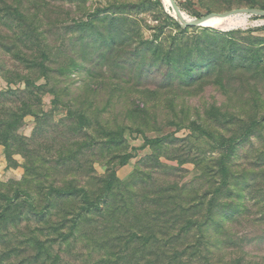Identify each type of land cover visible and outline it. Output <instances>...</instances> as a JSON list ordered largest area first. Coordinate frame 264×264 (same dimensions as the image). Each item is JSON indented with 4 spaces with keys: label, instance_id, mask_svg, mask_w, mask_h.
I'll return each mask as SVG.
<instances>
[{
    "label": "rangeland",
    "instance_id": "374dc122",
    "mask_svg": "<svg viewBox=\"0 0 264 264\" xmlns=\"http://www.w3.org/2000/svg\"><path fill=\"white\" fill-rule=\"evenodd\" d=\"M57 1L52 4L53 9L59 13L73 11L75 19L84 17L83 20H87V15L102 13L94 23L101 33H106L108 28L104 22H100L101 19L110 16L111 13L129 11V17L134 21L131 26L143 40L135 43L131 49L133 53L136 50L143 51L148 40L159 34L155 30L156 26L163 28L164 33L159 34L161 35L159 40H164L167 45L171 40H166V36L178 40L186 38L183 29H192L191 34H198L199 30L215 29L218 31L217 34L236 33L231 34L229 38L212 33L201 39L207 42L214 41L215 46L224 47L229 53L241 50L238 54L244 60L257 58L263 62L261 66L251 71L223 70V73L213 74L191 87L179 89L174 85L159 90L156 96H143L141 99L138 96L134 97L132 90L123 86L114 89L110 80L103 84L101 82L103 78L93 79L91 72H95L96 69L91 65V60L97 55L88 53L97 52V47L92 45L89 51L82 50L77 28L71 30L76 32L74 35L70 37L66 35L68 33L66 28L71 23H65V29L56 31L46 28V31L51 33V40L67 54L61 59L71 64L73 61L71 58H74L76 63L63 71H60L59 66L54 67L55 72L50 74L48 83V89L54 93L45 94L38 112L43 120L38 121L35 116H29L18 132L28 139L36 134L37 140L31 146L32 154L29 153L30 156H27V153L22 154L19 149L8 151L6 147L0 146V194L13 196L15 192L23 194L28 192L36 199L34 207L28 204L25 209L23 208L24 211L22 209L12 213L19 219L11 220L8 217L4 221L0 220V264H127L122 260L125 257L122 252L126 244L124 236L120 238L122 243L115 242L114 247L106 246V243L94 234L98 231L81 230L74 238H69L70 243L63 241L64 236H71L73 229L70 225L67 229L61 230L58 223L63 219L58 217L56 212L71 210L74 203L49 198L44 194L43 190L52 185L65 186L75 172L81 175L78 178L82 177L81 180L85 183L84 176L90 172V164L85 165L86 149L80 152L84 155L78 157L83 167L68 165L59 172H56L54 162L57 159L59 161L60 157L48 153L49 149L58 147L60 138L59 146L65 145L63 140L65 136L74 140L81 139L83 144L86 141V132L92 134L90 127L84 128L82 132L72 133L76 129L69 120L70 110L84 113L90 118L94 129L99 125L101 126L98 128L113 131L131 128L133 132L126 131L125 134L126 145L113 151L111 155L132 153L135 156L125 166L116 169L118 179L125 185L129 183L132 185L134 181H141L145 176H150L155 168L158 170L156 183H167L165 185L170 182L178 183L181 188L188 187L187 193L192 194L200 191L191 200L203 203L199 218L201 223L206 220V209L216 197V190L225 186L221 167L226 153L219 147L223 141L221 138L230 140L239 134L238 131L243 126L255 123L257 127L254 135L247 142L241 141L240 145L235 146V153L225 164L229 173L225 192L232 194H225L220 202L231 209L227 211L218 209L212 216L214 220L224 225L223 231L220 230L218 234V225L213 221L198 231L195 229L192 242L201 239L215 252L211 259L212 264H225V261L232 257L226 256L227 254L245 255L249 260L264 264V17L235 16L246 22L242 26L228 30L214 27H184L177 19L172 6L167 5L164 0H74V3L70 0ZM175 2L179 10L191 21L209 14H222L238 9L264 10V0H175ZM14 4L17 6V3ZM22 9L24 11L30 9L32 12L35 10L31 4ZM2 14L0 13V20ZM1 25L0 21V64L4 63L7 66V76L16 77L13 63L15 58L2 47L14 46L16 41L10 39L12 33ZM8 26L10 30L15 29L11 23H8ZM129 53L128 58L111 61L107 71L123 72L117 66L130 68V61L134 58L131 51ZM15 80L18 82L19 79ZM46 83L47 80H37L38 85ZM20 85H9L0 72V91L16 89L21 87ZM56 99L58 103L54 102ZM213 110L219 111L222 116H217V112L211 113ZM142 111L145 112V116L141 114ZM195 125L201 127L204 134H214L217 139L199 136L200 132L193 131ZM88 128L89 131L86 130ZM145 138L164 141L147 146ZM75 150L76 147L73 148V152ZM66 155L68 156V153ZM107 160L101 158L93 165V171L95 170L96 176L101 179L107 174ZM164 172L167 174L166 177L162 176ZM88 185L94 186L96 192L100 188L93 181ZM41 189L43 190L40 193ZM153 191L154 187H151L150 192ZM116 194L120 202L127 191L120 189ZM27 198L31 201L30 196ZM19 202L25 206L24 201L17 203ZM51 206L57 208L54 210V218L49 223L39 224L41 218L35 212L44 213L49 211L48 208ZM5 207V204L0 203V214ZM243 208L246 209L243 216L237 213L232 221L226 220L228 214L239 210L243 212ZM112 211L119 213L120 219L111 220L106 217L104 220L111 221L114 226H117L118 221L128 223L135 219L134 214L126 216L129 214L127 208ZM152 221L151 218V223ZM103 236L106 242L108 235ZM112 236H116V233ZM38 239L45 245L44 253L36 246ZM94 240H98L104 246L99 249ZM215 245L217 247L213 249ZM219 257L223 258V261L218 259ZM109 260H112V263H109Z\"/></svg>",
    "mask_w": 264,
    "mask_h": 264
},
{
    "label": "trees",
    "instance_id": "16d2710c",
    "mask_svg": "<svg viewBox=\"0 0 264 264\" xmlns=\"http://www.w3.org/2000/svg\"><path fill=\"white\" fill-rule=\"evenodd\" d=\"M54 2L58 1L0 0L2 9L0 13H3L0 20L1 27L8 29L12 33L10 39L16 41L14 46L3 45L2 47L6 53L13 54L15 58L13 63H15L16 77L6 75L8 69L4 63L0 64V72L9 85L21 84L19 88L0 91V146L6 147L8 151L19 149L22 154L27 153V156L32 154L30 153L31 148H33L31 146L37 140L36 134L28 139L19 135L18 132L24 120L29 116H35L38 121L43 120L38 112L41 109L45 94L54 93L48 89L49 76L55 72L54 67L59 66L60 71H63L76 63L74 58H71L73 59L71 64L62 60L67 54L60 50V47L56 45L57 43L51 40V33L47 32L46 28L56 31V29H65V23H71L66 28L68 29L66 35L68 37L74 35L76 32H71V30L77 28L78 33H80L82 50L89 51L92 45L97 47V52L88 53V55H97L94 60H91V65L96 69L95 72H91L93 79L101 77L103 78L101 81L103 84L108 83L107 81L110 80L114 89L123 86L126 89H131L134 97L138 96L141 99L143 96H156V93L159 94V90L174 85L178 86L179 89L191 87L213 74L223 73V70L224 72L227 70L251 71L261 66L263 62L257 58V60L253 58L244 60L238 54L241 50L229 53L226 48L215 46L214 41L207 42L201 39V37L212 33L217 34L218 31L215 29L199 30L198 34L193 32L191 34L192 29L182 30L179 25V29L187 36L186 38L178 40L166 36V40H171L167 45L164 40H159L161 37L159 34L164 33L163 28L156 26L155 30L159 34H155L151 40H148L147 47L143 51L136 50L133 53L131 49L135 43L143 40L137 32H134L136 30L131 26L134 21L129 17V11L126 13H111L110 16L101 19L103 21L100 20V22H104L108 26L107 32L101 33L94 23L102 13L87 15V20H83L84 17L75 19L73 11L59 13L54 10L52 7ZM70 2L74 3V0H70ZM14 3H17V6ZM27 4L34 6V12L30 9L26 11L22 9ZM63 16L64 20H62ZM8 23H11L15 29L10 30ZM234 33L236 32H220L219 34L224 38H229ZM129 51H131L134 58L130 61V68L117 66L123 72L107 71L111 61L118 58H128ZM15 79H19L18 82ZM39 79L47 80V83L38 85L37 80ZM150 90H153V92ZM54 102L58 103V99ZM213 112H217L219 117L222 116L217 110H213L211 113ZM141 114L145 116V112L142 111ZM68 116L76 129L73 130V134L82 132L86 127H90L92 134L86 132V141L83 144L81 139L74 140L65 136L63 138L65 145L59 146L61 143L60 138L58 147L49 149L48 153L60 157L59 161L57 159L54 162L55 170L59 172L68 165L83 167L78 157L84 155L80 152L86 149L85 165L90 164V172L84 176L85 183L82 182V177L78 178L81 175L75 172L71 180L64 184L65 186L56 187L52 185L50 188L39 190L40 193L43 190L49 198L74 203V208L71 210H57L56 212L57 216L63 219L58 223L61 230L67 229L70 225L73 229L71 236H64L65 240L63 241L70 243L68 242L69 238H74L81 230L98 231L94 234L106 243V246L114 247L115 242L122 243L120 238L124 236L126 244L122 252L125 257L122 260L127 264H212L211 259L214 257L215 252L211 251L210 247L201 239L192 242L194 239L192 238L193 232L195 229L198 231L207 224L213 223V221L218 225L217 233L220 234V230L223 231L224 225L214 220L212 216L218 209L225 211L231 209V207L222 205L220 202L225 194H232L225 192L228 186L229 174L225 164L231 160L236 147L240 145L239 143L241 141L247 142L254 135L257 125L252 123L249 126H243L238 131L239 134L230 140L221 138L223 141L221 145L219 144V147L226 153L221 167L225 186L216 190V197L211 200L208 208H205L207 211L206 220L201 223L199 218L203 203L191 200L200 191L192 194L191 192L187 193L188 187L181 188L178 183L170 182L168 185H165L167 183H156L155 178L156 175L158 176V170L155 168H153L154 171L150 176H145L141 181H134L135 183L132 185L130 183L125 185L118 179L116 169L125 166L135 156L132 153L111 155L113 151L122 149L126 145L125 134L126 131L133 132L131 128H121L118 131H113L107 128V130L102 127L98 128L101 126L99 125L94 129L90 118L81 111L73 112L70 110ZM193 129L194 132H200L199 136L208 137L212 140L217 139L214 134L208 132V134H204L202 128L197 125ZM86 130L89 131V128ZM142 133L144 132L142 131ZM66 139L68 140L66 141ZM163 141V139L150 140L145 138L147 146L160 144ZM75 147L76 150L73 152ZM66 153H68V156ZM51 158L54 159L53 156ZM101 158L108 159L106 161L107 174L102 179L96 176L95 170L93 171V165ZM65 175L69 176L70 173ZM162 176L166 177L167 174L164 172ZM92 181L100 187L97 190L98 192L94 191V186L88 185ZM151 187H154L153 192H150ZM120 189L127 191V194L119 202V196L116 192H119ZM27 196H30L32 202L28 200ZM18 201H24L25 206L20 205V202L17 203ZM35 202V197L28 192L24 194L15 192L13 196L0 194V203L6 205L0 214V220L4 221L8 217L11 220L18 218L12 213L25 209L28 204L34 207ZM122 208H127L129 211L126 216L134 214L135 219L128 223L118 221L117 226L111 224V221L104 220L106 217L111 220L120 219L118 218L119 213H115L112 209ZM48 209L49 211L44 213L35 212L41 218L39 224L49 223L54 218V210L57 208L51 206ZM244 212H246L245 208H243V212L239 210L228 214L226 220L230 222L237 216V213L239 216H243ZM145 215H147L146 218ZM113 230H118V232H115L116 236H112L115 234ZM103 235H108L106 242ZM202 239H205L204 236ZM94 244L99 249L104 246L98 240H94ZM36 246L41 253H44L45 245L42 240H36ZM214 247H217V245L212 248L214 249ZM229 255L232 257L228 258L225 264H259L249 260L245 255L227 254L226 256ZM218 259L223 261V258L219 257ZM109 263H112V260H109Z\"/></svg>",
    "mask_w": 264,
    "mask_h": 264
},
{
    "label": "water",
    "instance_id": "95a60500",
    "mask_svg": "<svg viewBox=\"0 0 264 264\" xmlns=\"http://www.w3.org/2000/svg\"><path fill=\"white\" fill-rule=\"evenodd\" d=\"M170 5L172 6L177 19L179 22L184 26V27H199V28H211V26L208 24V22L211 19H228L231 17L235 16H259V17H264V10L261 9H238V10H232L227 13H222V14H209L208 16H205L199 20H194L191 21L185 15L179 10L175 0H169Z\"/></svg>",
    "mask_w": 264,
    "mask_h": 264
},
{
    "label": "bare ground",
    "instance_id": "6f19581e",
    "mask_svg": "<svg viewBox=\"0 0 264 264\" xmlns=\"http://www.w3.org/2000/svg\"><path fill=\"white\" fill-rule=\"evenodd\" d=\"M167 5H170L169 0H164ZM245 20L240 17H231L228 19H211L208 24L211 27L217 28V29H233L235 27H239L245 24Z\"/></svg>",
    "mask_w": 264,
    "mask_h": 264
}]
</instances>
